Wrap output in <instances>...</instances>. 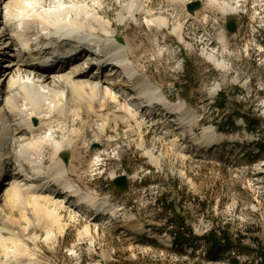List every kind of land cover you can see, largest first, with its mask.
I'll return each instance as SVG.
<instances>
[{
	"label": "rangeland",
	"instance_id": "obj_1",
	"mask_svg": "<svg viewBox=\"0 0 264 264\" xmlns=\"http://www.w3.org/2000/svg\"><path fill=\"white\" fill-rule=\"evenodd\" d=\"M100 1L101 15L112 22L111 35L127 46L133 66L162 90L169 105L183 107L174 115L162 110L163 106L148 109L145 113H155L149 122L142 113L134 120L119 110L116 102H109L106 109L97 106L96 114L81 107L83 119L74 117L71 128L92 136V128L107 119L106 132L97 143L89 142L88 136L79 140L71 135L72 143H65L60 158L83 192L105 201L111 212L90 220L95 214L85 206L75 212L73 219L71 208L66 209L62 213L66 226L61 234L56 225L30 212L28 206L26 209V196H22L23 202H6L3 197L8 185H0V226L15 234L21 243L18 261L261 264L264 150L258 158H252L257 150L251 142L259 140L264 144V0H245L241 7L235 0H227L238 8L226 16L207 0H185V4L176 0H139L152 10L153 16L169 20L161 32L148 21V13L132 15L125 11L128 0ZM192 1H199L200 7L190 13L187 4ZM231 19L236 25L234 32L227 29ZM80 20L85 30L94 28L96 36H102L107 29L83 15ZM178 24H182V40L172 33ZM14 56H5L4 62L21 58L17 52ZM92 73L93 70L89 75ZM115 90L120 104L124 103L127 92L120 86ZM219 92L226 99L223 109L215 105L216 99H222ZM242 115L263 122L251 132ZM54 121L48 129L54 132L55 140L65 141L63 121ZM227 138L233 144L224 140ZM214 139L221 142L212 145ZM16 144L5 169H12L17 158ZM148 150L159 155L161 161L153 163L146 154ZM53 152L51 139L41 151V159L49 160ZM23 166L31 172L26 164ZM122 174L127 176L123 190L113 185L114 177ZM162 197L173 200L185 217L186 227L196 235L221 228L232 237L233 244L240 246L221 254L222 259L207 257L201 245L194 250L175 248L168 232L171 226L164 228L169 213L163 211L165 202L159 200ZM86 225L89 232L85 231ZM48 226L51 237L46 236Z\"/></svg>",
	"mask_w": 264,
	"mask_h": 264
},
{
	"label": "bare ground",
	"instance_id": "obj_2",
	"mask_svg": "<svg viewBox=\"0 0 264 264\" xmlns=\"http://www.w3.org/2000/svg\"><path fill=\"white\" fill-rule=\"evenodd\" d=\"M176 1L185 4V0ZM207 1L217 6L226 16L233 13L238 6L241 7L245 0H235L237 7L227 0ZM144 2L128 0L124 10L132 15L148 13V21L158 26V32L163 31L169 20L161 15L153 16L152 10ZM1 7L5 13H0V53L12 56L17 52V56L21 57V63L9 59L0 68V93L5 96L0 102V185H8L3 198L5 201H19L22 196H26L24 202L20 200L25 203L26 209L28 206L30 212L33 211L36 216L39 215L51 225H56L58 232L62 234L66 226L62 222V213L66 209L71 208L70 216L73 219L75 212L85 206H88L91 214L95 213L90 216V220H96L111 212L105 206V201H99L83 192L60 158L65 143H72L71 135L79 140L88 136L89 142L97 143L98 137L106 132L107 119L91 127L94 131L92 136L85 134L83 130H73L70 124L72 119H83L81 107L86 106L96 114L97 106L106 109L109 102H116L119 110L126 111L131 118L138 120L140 113L147 119H152L151 116L155 113H145L150 106H163L162 110L174 115L182 109L183 104L169 105L162 90L133 66L127 46L111 35L112 22L101 15L100 0H0ZM82 15L106 26L103 35L96 36L94 28L85 30L84 23L80 20ZM122 19L119 17V21H123ZM172 33L182 40V24L176 25ZM43 35L67 36L66 40L88 36L100 42L105 49L108 48V57L93 59L91 53L80 49L83 53L66 64H39L26 52L25 44L28 41L30 45L34 44L33 40ZM38 48L36 52H39ZM84 60L89 61V64H84ZM92 70L93 73L89 75ZM117 86L127 92L128 96L121 104L120 95L115 90ZM55 119L63 121L65 141L55 140L54 132H50L47 127ZM147 119L149 122L150 119ZM51 139L53 155L49 160L41 159V151ZM211 141L212 145H216L221 139ZM227 141L232 140L228 138ZM16 142V149L19 148L15 162L26 163L31 172L15 164L12 169H5ZM146 154L153 163L161 161L160 156L153 150L146 151ZM45 163L46 166L43 167ZM71 199L76 202H71ZM1 211L0 209V215ZM28 223L27 225L30 224ZM49 229L48 226L47 237L53 234ZM89 230V225H86L85 231ZM14 235L0 226V264H21L18 261L22 252L21 243Z\"/></svg>",
	"mask_w": 264,
	"mask_h": 264
},
{
	"label": "trees",
	"instance_id": "obj_3",
	"mask_svg": "<svg viewBox=\"0 0 264 264\" xmlns=\"http://www.w3.org/2000/svg\"><path fill=\"white\" fill-rule=\"evenodd\" d=\"M220 101L216 99L215 105L223 109L226 104V99L222 97V92H219ZM233 117L232 119H234ZM242 118L245 120L246 129L248 131H255L259 128L261 123L260 119L256 118H249L242 115ZM255 148L258 150L257 153L252 154V158H258L260 156L259 152L264 150V144L261 143L259 140L254 142ZM159 200H164L165 203H162L163 211L169 213V217L166 219L165 227L168 228V232L172 235L173 245L175 248L180 247L181 249H196L198 246H202L205 249V254L207 257H211L213 259H222L221 254H224L227 251L232 250L240 244L235 245L233 244L232 237H229L224 229L221 228H212L203 236H198L185 225V217L183 214L178 211L176 205L174 204L173 200L166 201L164 197L160 198ZM236 263L235 261H233ZM261 264H264L262 261Z\"/></svg>",
	"mask_w": 264,
	"mask_h": 264
},
{
	"label": "water",
	"instance_id": "obj_4",
	"mask_svg": "<svg viewBox=\"0 0 264 264\" xmlns=\"http://www.w3.org/2000/svg\"><path fill=\"white\" fill-rule=\"evenodd\" d=\"M200 7V2L199 1H193L190 2L187 5V9L190 13H193L194 10L198 9ZM227 29L231 32H234L236 29V25L234 20H230L227 23ZM64 160L66 159V156H63ZM113 185L121 190L125 189L127 186V176L125 174L119 175L114 177L113 179Z\"/></svg>",
	"mask_w": 264,
	"mask_h": 264
}]
</instances>
